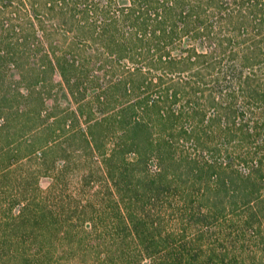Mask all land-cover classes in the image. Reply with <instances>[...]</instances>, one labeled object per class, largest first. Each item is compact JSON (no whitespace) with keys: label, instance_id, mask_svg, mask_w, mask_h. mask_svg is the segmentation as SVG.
I'll use <instances>...</instances> for the list:
<instances>
[{"label":"trees","instance_id":"trees-1","mask_svg":"<svg viewBox=\"0 0 264 264\" xmlns=\"http://www.w3.org/2000/svg\"><path fill=\"white\" fill-rule=\"evenodd\" d=\"M40 9L14 13V23L0 36L5 39L0 41L3 42L0 45L5 44L2 53L20 58L18 45L30 42L32 33L21 20L22 14L41 18L43 12L53 13V17L66 20L74 17V13L62 7L58 11ZM89 12L103 18L101 25L92 27L91 33L102 41L107 52L133 60L145 57L150 62L149 70L154 71L155 61H161L166 68L192 70L197 76L214 75L216 84L220 78L228 80L244 93H250L254 84L250 76L243 79L245 72L264 77V0H132L129 7L117 13L120 19H114L116 15L111 17L106 9ZM39 20L41 23L42 19ZM119 27H127L121 39L116 35ZM43 34L49 36L45 31ZM46 53L50 58L51 51ZM150 84L164 89L155 77L140 84L126 81L124 90L130 97L127 105L103 120L91 122L88 132H82L80 141L87 153L82 163L101 161L95 198L85 202L55 199L52 186L44 195L27 196L17 191L6 199L9 207L5 204L2 210L10 212L0 214V264H261L264 261L259 249L264 212L257 211L264 197L256 194L260 189L254 188L251 173L239 177L241 186L232 187L233 178L218 179L222 175L212 171L217 164L204 165L201 158H192L187 152H172L173 145H168L166 139L154 140L153 129L164 130L174 118L180 119L182 112L173 110L172 105L163 112L158 104L160 99H153L147 91ZM137 90L143 92L135 95ZM193 91L198 95L196 89ZM235 92L236 89L228 91L226 103L218 102L213 95L209 100L229 109L231 118L219 125L220 138L222 134L224 140L231 138L233 144L225 141L223 149L237 153L246 141L260 136L264 130V106L257 109L258 101L250 98L239 109L230 101ZM250 94L249 97L257 98ZM179 96L177 90L165 89V97L172 98V103L178 102ZM152 112L156 113L154 128ZM246 112L250 117L244 118ZM213 120L214 115L208 117L206 124L211 126ZM105 121L119 129L114 137L100 130ZM36 144L37 141L27 143L28 156L42 147L35 148ZM52 144L42 156L53 153L57 145ZM14 151L18 157L17 152L23 151L22 144H17ZM8 153L6 150L1 155L10 159L12 155ZM70 155L65 152L64 165ZM256 160L261 170L264 159ZM154 161L156 170L150 167ZM233 163V159L220 162L219 171L233 170ZM8 164L0 170V179L12 171L14 161ZM235 174L239 176L236 171ZM89 177L79 175V180L84 182ZM196 184L199 192L206 190V194H198L201 198L192 200ZM13 198L19 201L14 202ZM163 198L168 202L166 205ZM15 203H21L18 213L13 212ZM234 213L238 216L237 225L233 223ZM214 234L218 242H207Z\"/></svg>","mask_w":264,"mask_h":264},{"label":"rangeland","instance_id":"rangeland-1","mask_svg":"<svg viewBox=\"0 0 264 264\" xmlns=\"http://www.w3.org/2000/svg\"><path fill=\"white\" fill-rule=\"evenodd\" d=\"M131 4L132 0H68L66 3L55 0H0V36L3 31L9 30L10 23H14V13L18 10L53 8L58 11L62 7L64 11L74 13L70 20L56 18L53 13L45 12L40 14L41 18L22 14L21 20L25 21V25L28 24L27 31L32 33V37L29 43L18 45L20 58L5 55L1 52L5 49V44L0 45V170L14 161L12 171L0 179V214L10 212L2 210V207L6 204V199L17 191H22L27 196L38 193L44 195V191L53 186L55 199L85 202L95 198L101 161L82 163L86 159L84 154H87L83 149L84 143L80 141L82 132H88L91 122L103 120L127 105L130 97L124 90L126 81L140 84L149 77L159 79L164 87L161 89L150 84L147 88L153 99H160L158 104L161 110L169 111L172 105L173 110L182 112L179 115L181 118H174L172 125L168 124L164 130L154 128L156 113L152 112L150 117L154 140L159 137L166 139L169 141L168 145H173L172 152H187L192 158H201L204 165L217 164L212 171L218 172V176L222 175L218 179L233 178L235 185H230L232 187L241 186L242 178L239 177L251 173L254 188L260 189L256 194L264 197V166L259 170L256 160L260 157L264 159V130L260 136L246 141L239 152L224 151V142L230 141L226 142L230 145L233 142L231 138L222 139L224 134L220 138L219 125L227 118L230 119L231 114L224 104L218 103L221 100L226 103L228 91L236 89L230 101L235 102L239 109L250 98L258 101L255 107L261 109L264 106V77L249 72L243 74V79L249 76L254 78L251 91L248 89L257 97L253 98L249 97L251 94L248 91H240L237 85L228 80L220 78V83L216 84L214 75L197 76L192 70L166 68L161 61H155L156 68L153 71L149 70L150 62L145 57L133 60L118 53L107 52L102 41L95 34L96 37H92L91 33L92 27L101 25L103 18L87 12L106 9L112 14L111 17L116 15L114 19H120L117 13ZM39 19H42L41 23ZM30 21L35 22L36 26H32ZM44 31L49 36H43ZM77 31H80V35ZM126 31L127 27H119L117 37L121 39L122 33ZM4 40L0 37V41ZM48 50L51 51L50 58L46 53ZM196 81H199L198 85L194 84ZM165 89L170 92L177 90L181 94L178 102L172 103V98H166ZM142 92L143 90H137L135 95ZM212 95L217 103L210 102ZM106 106L108 109H103ZM39 111H42L41 116H38ZM212 115L213 124L209 126L206 122ZM248 117L250 114L246 112L244 118ZM218 119H221L220 122ZM104 124L100 130L109 137H114L119 131L116 125L110 126V121H105ZM34 141H37L35 148L42 147L34 155L28 156L27 143ZM19 143L22 144L23 151L17 152L16 157L14 149ZM51 143L57 145L53 153L47 157L42 156ZM6 150L12 155L10 159H4V155H1ZM65 152L71 154L66 165ZM232 159L233 170L229 168L226 172L219 171L220 162ZM150 167L158 169L155 161L151 162ZM79 175L90 177L87 181L80 182ZM198 187L196 184L192 189V200L201 198L198 194H206V190L199 192ZM13 199L14 202L19 201ZM167 203L163 198V204ZM20 208L21 203H15L13 212L18 213ZM261 210L264 212V202H260L257 209L258 212ZM232 215L235 219L233 223L237 225L238 216L235 213ZM229 218L231 216L227 219ZM262 229L259 249H262L260 251L264 255V228ZM208 241L216 244L217 235L207 238Z\"/></svg>","mask_w":264,"mask_h":264}]
</instances>
